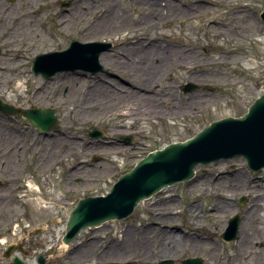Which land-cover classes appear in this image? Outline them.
<instances>
[{"label":"rangeland","instance_id":"rangeland-1","mask_svg":"<svg viewBox=\"0 0 264 264\" xmlns=\"http://www.w3.org/2000/svg\"><path fill=\"white\" fill-rule=\"evenodd\" d=\"M98 1L83 14L79 0H0V97L24 109L52 108L58 117V128L44 133L23 116L0 112V264H13L14 257L39 264L40 255L44 264H182L189 257H202L203 264H264V206L253 217V200L235 205L238 194L226 189L234 182L244 189L258 177L242 157L200 165L194 179L165 187L129 217L63 243L80 198L106 194L150 152L215 120L244 115L264 94V0H216L201 17L175 20L161 0L159 17L142 0H113L110 7ZM238 18L247 22L243 40L230 26L208 29L211 20L231 25ZM73 40L111 43L109 61L100 59L103 72L33 75L36 54ZM189 84L197 88L186 91ZM94 129L104 134L91 136ZM63 133H72L78 145L46 155L37 147ZM125 135L133 142L125 143ZM219 202L225 208L218 209ZM236 213L243 217L240 237L224 240Z\"/></svg>","mask_w":264,"mask_h":264},{"label":"water","instance_id":"water-1","mask_svg":"<svg viewBox=\"0 0 264 264\" xmlns=\"http://www.w3.org/2000/svg\"><path fill=\"white\" fill-rule=\"evenodd\" d=\"M261 16L264 20V10ZM110 48V42L82 43L75 40L67 49L36 56L32 71L35 76L42 74L47 79L57 72L78 69L96 74L104 70L100 56ZM195 88L196 85L189 84L185 90ZM0 109L7 113H20V110L1 99ZM23 113L41 131L57 127L58 117L52 108L34 107ZM91 135L103 134L94 129ZM124 138L126 143L131 142L129 136ZM239 156H243L253 170L264 167V94L255 99L243 116L215 120L193 137L150 152L130 171L121 175L106 195L80 199L69 214L62 240L65 244H70L87 227L126 218L142 200L150 198L164 187L194 178L195 168L199 164L206 166L222 158ZM239 223L240 218L236 216L223 235L225 239L238 237ZM12 250L13 247H9L8 253ZM38 262L43 264L45 261L40 257ZM13 263L24 264V261L15 257ZM202 263V258L183 261V264Z\"/></svg>","mask_w":264,"mask_h":264},{"label":"bare ground","instance_id":"bare-ground-1","mask_svg":"<svg viewBox=\"0 0 264 264\" xmlns=\"http://www.w3.org/2000/svg\"><path fill=\"white\" fill-rule=\"evenodd\" d=\"M101 1L104 2V3L110 4V5H108L109 7L110 6H114V1L113 0H101ZM164 1L166 2V5L168 4L169 7L171 8V16L170 17L173 20H175V18H177L179 16L183 17L184 19H191L193 17H195V18L201 17L203 14H205V12L206 13L208 12L207 9L211 8V6L214 5L213 1H216V0H202L203 2L207 3L209 6H205L204 3H201V4L189 3V4H185L186 7H182V6L180 7L177 4H173V2H171L169 0H161V2L159 3V5L161 4L160 5L161 7L163 5L162 2H164ZM232 1H238V0H232ZM78 3H79L78 7L80 8L79 11L84 14L85 12H87L88 8L96 7V5L99 3V1L98 0H79ZM141 3L142 4H148V8H151V10H152L150 15L156 16V17H159V16L163 15L162 13L160 14V10L161 9L158 8V5H157L158 0H142ZM107 4H105V6ZM161 12H163V11L161 10ZM18 17L20 18L18 21H21L22 20L21 13H19ZM82 18L83 17L81 15L78 16V19H82ZM246 23L247 22L245 20H241L240 18H238L237 21L235 23H232L231 25L226 24L225 21L217 22L216 20H211V22H210V24L208 26V29L211 30L213 27H215V25H221L222 27L225 28V30H227L229 28V26H230L232 28V30H233V33L237 37H239L241 40H243V39L246 38V33H247L246 30L244 29V25ZM8 27H11V25L8 26ZM145 51H146V53L149 52V55H151L153 49L151 48L149 51H147V50H145ZM105 53H107V52H103L102 55H101V59H102L103 62H104V60L105 61H109V59L105 55ZM158 53H159V51H156V54H158ZM233 53L236 54L238 52L234 51ZM165 57H166V53H163L162 61L165 60ZM241 60H242V58H241ZM156 63H160V61L154 62V65ZM258 64H259V62H258ZM99 87L101 89H103V90L105 89V90L111 92V90L109 88L105 87V86L100 85ZM112 88H114L116 90L118 89L119 92H121V88H117V86H115V85H112ZM71 134L72 133H70V134L63 133L62 137L60 135L56 134L51 139L43 140L37 147L40 149V151L41 150L43 151V148H44V152L43 153H45L44 155H46V154H52L53 151H55V150H59L60 151V150H64L65 148H69L68 143H70L72 145V147L77 146L78 145L77 144V140H75L77 137L71 136ZM57 139H60V141H58ZM31 149H33V148H31ZM251 211H252L251 215H253V217L258 215V211L257 210H251ZM249 240H250V237L245 235L244 241H249ZM167 242H169V240L166 241V244H167ZM128 243H129V240H128ZM165 247H166L167 250H169V248L171 246L165 245Z\"/></svg>","mask_w":264,"mask_h":264},{"label":"flooded vegetation","instance_id":"flooded-vegetation-1","mask_svg":"<svg viewBox=\"0 0 264 264\" xmlns=\"http://www.w3.org/2000/svg\"><path fill=\"white\" fill-rule=\"evenodd\" d=\"M216 179V178H215ZM238 182V181H237ZM239 185V186H237ZM244 184L238 183H232L229 186L226 187V189L229 187L228 193L230 195L237 193L238 199L235 202V205L238 204L239 206H242L245 202L248 203V199L253 200V202L248 206V211L251 212V210L256 209L264 206V169L261 170L258 173V177L251 180L247 186L243 189ZM232 201L234 200L233 197L230 198ZM251 202V201H250ZM222 202H219L217 205V208H225L223 205H220ZM259 206V207H258ZM246 211V212H248ZM248 212V213H249ZM239 214V213H236ZM235 215V214H234ZM231 216V215H230ZM233 216V215H232ZM243 220V217H242ZM166 224V223H165ZM164 227H167V225H164Z\"/></svg>","mask_w":264,"mask_h":264}]
</instances>
